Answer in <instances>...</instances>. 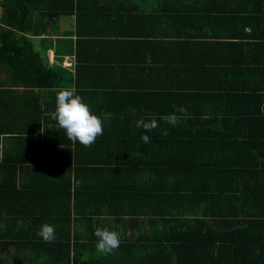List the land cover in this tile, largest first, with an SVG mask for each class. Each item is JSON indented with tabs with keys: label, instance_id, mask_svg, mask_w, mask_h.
<instances>
[{
	"label": "trees",
	"instance_id": "1",
	"mask_svg": "<svg viewBox=\"0 0 264 264\" xmlns=\"http://www.w3.org/2000/svg\"><path fill=\"white\" fill-rule=\"evenodd\" d=\"M170 1L174 52L190 36L205 40L208 52L217 38L209 31L220 24L250 32L225 44L228 62L174 59L150 69L159 74L157 85L122 93L85 82L107 68L85 65L83 38L130 37L104 29L108 20L118 27L158 23L159 11L136 15L125 6L121 16H91L99 3L2 1L0 264H264V0H211L194 17L184 13V0ZM62 15L76 17L74 88L32 37L52 35L48 22L38 29L40 20L56 23ZM184 26L203 32L185 37ZM63 89L74 90L103 121L91 147L69 141L49 116ZM174 106L187 109L175 112V126L160 119ZM141 118L159 126L137 128ZM142 135L152 142L144 144ZM104 217L124 229H112L121 242L111 254L95 249ZM75 221L87 223L85 235L73 231ZM45 223L55 227L51 243L37 235Z\"/></svg>",
	"mask_w": 264,
	"mask_h": 264
},
{
	"label": "crops",
	"instance_id": "2",
	"mask_svg": "<svg viewBox=\"0 0 264 264\" xmlns=\"http://www.w3.org/2000/svg\"><path fill=\"white\" fill-rule=\"evenodd\" d=\"M81 1L86 6H93L95 2L100 4L99 8L88 12L91 13L89 14L91 16L98 11L105 12L104 10L111 12L110 14L124 15L125 6H127L128 9L133 10L127 12H134L136 15H152L153 10H157L154 13L159 11V15L162 17L158 23L148 21L149 24L136 25L137 21H135L129 27L124 24L122 27L119 24L118 27L116 26V20H108L109 27L104 29L113 28L112 30L119 29L118 31L121 30V32H130V37L106 34L102 37L83 38L88 41L87 45L81 49L83 53L81 58L87 63L85 65L100 67L102 70L107 68L106 71H99L100 73L98 74L86 76L85 82L95 84L94 86H105L107 87L106 89L110 90L115 89V91L120 93L130 89L140 91L137 90L140 87L157 85L156 79L159 74L156 71H150V69H160L171 65L174 59L180 60L182 58L185 63L199 61L213 63L214 65L228 62L227 60L230 59L232 54L224 51L228 47L225 44L235 38V40L243 39L242 34L250 32L249 28H243L242 25L220 24L209 31L212 34L211 37L217 38H213V42H208L215 43L208 52L205 49V40H198L201 38L193 36L184 38V45L180 47L181 52H174L171 45L173 40H168L172 39L171 34H173L174 30L170 21H167L166 18L171 16L172 13L170 0H147L143 3H141V0H101V3L99 2L100 0ZM212 2L211 0H184V13L193 17L196 15L200 16L202 15V10L210 6ZM44 5L47 6L45 2ZM142 5H145L146 8L141 9ZM233 6L236 7L235 2H233ZM46 22L55 32H52V35L48 33L32 36L34 45L38 51H46L51 66L61 67L70 74L66 82L69 88H74L75 81L71 79L75 76L76 67V55L74 52L76 17L75 15H62L56 23H52L49 19H43L40 20L38 29L41 30L42 25L44 24L43 26H45ZM141 25L145 26L140 28ZM196 27L198 26L188 28L184 26L185 37H189L187 35L189 32H203V29ZM92 29L95 30V26ZM139 30L142 32L141 35L137 33ZM71 34H74V36H70ZM70 39H72V43L69 42ZM185 39H188V41ZM205 39H209V37ZM57 45L60 46L56 47ZM72 50L73 52H71ZM58 51H61L62 54H58ZM188 84H192V81H188ZM100 224L101 228H108L109 230L117 228L121 233L124 232L121 226H115L116 223L112 218L104 217ZM73 231L85 235L88 231L87 223L84 221L73 222ZM127 234L129 233L127 232Z\"/></svg>",
	"mask_w": 264,
	"mask_h": 264
},
{
	"label": "clouds",
	"instance_id": "3",
	"mask_svg": "<svg viewBox=\"0 0 264 264\" xmlns=\"http://www.w3.org/2000/svg\"><path fill=\"white\" fill-rule=\"evenodd\" d=\"M175 112L186 114L187 109L183 106H174L173 114L161 116L160 119L175 126L179 120ZM49 116L65 132L67 139L72 143L79 142L84 147H91L96 139L103 135V121L97 115L92 114L90 106L74 90L63 89L56 92L55 107ZM158 126V122L154 118L148 122L143 118L136 121V127H143L146 131ZM167 134V131L162 133L165 136ZM141 140L146 145L152 142L147 135H142ZM37 235L45 243H51L56 239L55 227L45 223L40 227ZM94 236L97 238L95 249L99 254H111L120 246V235L116 231L97 227Z\"/></svg>",
	"mask_w": 264,
	"mask_h": 264
},
{
	"label": "built area",
	"instance_id": "4",
	"mask_svg": "<svg viewBox=\"0 0 264 264\" xmlns=\"http://www.w3.org/2000/svg\"><path fill=\"white\" fill-rule=\"evenodd\" d=\"M3 0H0V18L2 17V13H3V10H2V7H1V3H2Z\"/></svg>",
	"mask_w": 264,
	"mask_h": 264
}]
</instances>
